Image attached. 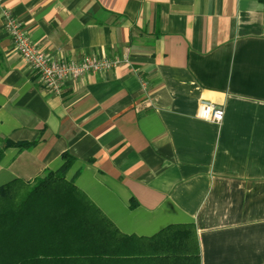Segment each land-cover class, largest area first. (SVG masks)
Masks as SVG:
<instances>
[{
	"label": "crops",
	"instance_id": "0c3cea01",
	"mask_svg": "<svg viewBox=\"0 0 264 264\" xmlns=\"http://www.w3.org/2000/svg\"><path fill=\"white\" fill-rule=\"evenodd\" d=\"M61 59L124 58L46 90L5 29ZM201 100L224 108L198 117ZM0 187L67 173L124 235L193 225L199 264H264V0H0Z\"/></svg>",
	"mask_w": 264,
	"mask_h": 264
},
{
	"label": "trees",
	"instance_id": "16d2710c",
	"mask_svg": "<svg viewBox=\"0 0 264 264\" xmlns=\"http://www.w3.org/2000/svg\"><path fill=\"white\" fill-rule=\"evenodd\" d=\"M34 144L6 141L7 148ZM63 165L33 184L0 187V264H199L193 225H172L151 238L121 233L66 177Z\"/></svg>",
	"mask_w": 264,
	"mask_h": 264
},
{
	"label": "built area",
	"instance_id": "2783aa9c",
	"mask_svg": "<svg viewBox=\"0 0 264 264\" xmlns=\"http://www.w3.org/2000/svg\"><path fill=\"white\" fill-rule=\"evenodd\" d=\"M5 29L18 54L38 75L42 86L53 94L60 95L67 81H74L90 73L111 71L128 63L122 58H99L84 55L81 59H61L52 57L31 41L26 32L25 25L9 10L3 12ZM217 104L209 100H201L198 117L203 120L220 123L225 112Z\"/></svg>",
	"mask_w": 264,
	"mask_h": 264
}]
</instances>
